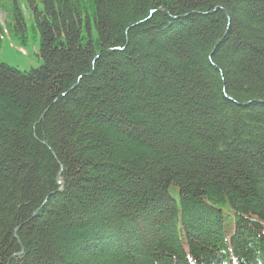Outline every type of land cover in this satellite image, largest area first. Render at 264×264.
Wrapping results in <instances>:
<instances>
[{"label":"trees","instance_id":"1","mask_svg":"<svg viewBox=\"0 0 264 264\" xmlns=\"http://www.w3.org/2000/svg\"><path fill=\"white\" fill-rule=\"evenodd\" d=\"M29 2L0 264H264V0Z\"/></svg>","mask_w":264,"mask_h":264},{"label":"rangeland","instance_id":"2","mask_svg":"<svg viewBox=\"0 0 264 264\" xmlns=\"http://www.w3.org/2000/svg\"><path fill=\"white\" fill-rule=\"evenodd\" d=\"M24 15L22 29H16L13 13ZM0 62L22 71L39 67L40 33L33 26L29 0H0ZM176 194V190H172Z\"/></svg>","mask_w":264,"mask_h":264}]
</instances>
